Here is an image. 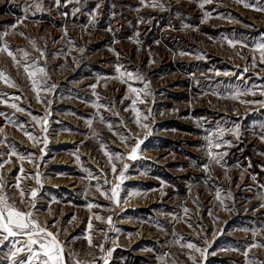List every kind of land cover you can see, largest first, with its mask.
<instances>
[{"label":"rangeland","instance_id":"obj_1","mask_svg":"<svg viewBox=\"0 0 264 264\" xmlns=\"http://www.w3.org/2000/svg\"><path fill=\"white\" fill-rule=\"evenodd\" d=\"M261 43L264 0H0V197L65 264H264Z\"/></svg>","mask_w":264,"mask_h":264},{"label":"snow or ice","instance_id":"obj_2","mask_svg":"<svg viewBox=\"0 0 264 264\" xmlns=\"http://www.w3.org/2000/svg\"><path fill=\"white\" fill-rule=\"evenodd\" d=\"M60 0H57V4H59ZM15 27V26H13ZM4 35H7L5 33ZM230 46L233 44L232 41H229ZM258 50L261 52V62L264 63V43H261L257 45ZM2 51H6L7 54L10 57H13L15 60V56L13 55L12 51H10L7 46H5L3 49H0ZM43 55V53H41ZM118 72L120 71L119 66H117L116 69ZM40 72H43L44 70L41 68L39 69ZM25 72L28 73L29 76H33L34 72L29 71V68L25 67ZM129 77H132V73H127ZM135 78H139L138 76ZM0 79L5 80V82H8V78L3 72H0ZM33 85H35V81H33ZM95 87V86H93ZM147 85H145V94H147ZM133 91H136L133 89ZM144 102V101H141ZM133 104H135V101H133ZM13 108H17L16 105H11ZM18 111L21 109L17 108ZM0 115H5V113L0 112ZM138 123V121H137ZM220 133H217L219 135ZM27 135V134H26ZM209 141H211V137H208ZM47 142L46 140L44 141ZM141 142H137V147L132 148V155L129 157L131 159H136V151L139 147V144ZM215 147L219 148L220 144H216ZM14 153H9V155H13ZM107 155V153H106ZM211 156V152L209 153ZM119 158V157H117ZM219 162V161H217ZM3 161H0V167L3 166ZM126 167V166H125ZM205 170H207V166H205ZM112 171L115 173L116 168L113 165ZM121 177H123V172H121ZM39 182V181H37ZM18 187V185H17ZM99 190V189H98ZM103 195L107 196V193H103ZM25 194L21 191V196H24ZM117 195L116 190L114 189L112 192V197L115 198ZM32 197L36 196L35 190L31 193ZM93 205L89 204L88 207L91 208ZM34 207V205H33ZM187 211V209H185ZM31 213H24L22 211H19L10 205L7 204L5 198L0 197V233H6L4 236L3 241H0V245L4 243V241H7L10 237H15L18 235H27L28 239L26 242V250H27V256L21 257L19 259H15L19 256V254L24 251V249L20 247H16L15 251L11 252L10 259L11 264H33V261H38L39 264H65L64 260V254L63 249L60 246L59 242L56 240L55 235L52 232H47L45 229H41L39 225L33 221L30 220ZM99 219V217H97ZM43 237V239H41ZM39 243V249L40 251L37 252L34 249V245ZM89 244L91 246V241L89 240ZM189 248H195L193 244L187 245ZM103 251V248L101 249ZM196 251H200L199 248L195 249ZM247 255V253H245ZM190 259H192L190 257ZM107 264V262H105ZM195 264V261H194Z\"/></svg>","mask_w":264,"mask_h":264}]
</instances>
